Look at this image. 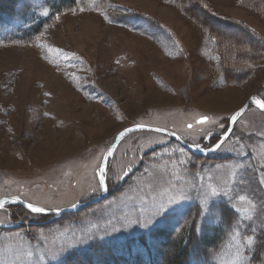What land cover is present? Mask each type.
Returning a JSON list of instances; mask_svg holds the SVG:
<instances>
[{
  "label": "rangeland",
  "instance_id": "obj_1",
  "mask_svg": "<svg viewBox=\"0 0 264 264\" xmlns=\"http://www.w3.org/2000/svg\"><path fill=\"white\" fill-rule=\"evenodd\" d=\"M208 1L264 41V20L239 0ZM24 45H0V199L47 210L100 195V163L123 129L154 126L210 147L248 98L264 101V60L245 64L249 75L237 84L226 83L207 34L158 0H104L99 9L62 15ZM204 116L216 124H197ZM208 128L213 138L204 136ZM105 179L106 198L61 223L30 226L38 219L0 209V264H55L92 240L172 227L188 208L201 211L194 220L204 235L216 225L217 235L227 230L214 264H247V239L257 246L264 233V112L248 107L209 158L159 134H132L114 151ZM210 184L220 194L205 204ZM181 189L184 199L153 215L160 193Z\"/></svg>",
  "mask_w": 264,
  "mask_h": 264
},
{
  "label": "trees",
  "instance_id": "obj_2",
  "mask_svg": "<svg viewBox=\"0 0 264 264\" xmlns=\"http://www.w3.org/2000/svg\"><path fill=\"white\" fill-rule=\"evenodd\" d=\"M158 1L173 8L207 34L215 61L223 65L222 78L226 83L237 84L249 75L248 72H241L245 64L264 60V41L259 34H255V31L241 21L219 15L208 0ZM103 2L104 0H6L4 3L0 1V45L31 44L62 15L93 11L101 8ZM238 2L264 20V0ZM222 29L232 30L231 36L224 35ZM244 39L251 41L244 43ZM234 69L240 76L234 73ZM3 209L7 213L17 209L37 218L38 221L30 225L35 227L61 223L77 213L63 214L57 219H52L48 215L31 214L19 205H10ZM200 212L198 208H188L183 214V219L177 214L172 217L174 222L176 221L172 227L163 224L147 233L128 236L120 241H89L82 251L71 253L55 264H214L213 253L223 247L222 244L227 239V230L224 229L217 235L216 233L221 231V225L220 227L216 225L207 229L210 236L204 235L205 227L202 230L198 229L195 221L201 215ZM258 238L264 240V233L257 235L255 240L257 246L253 245L251 248L249 246L248 253L245 254L247 256L250 254L247 264H264L263 259L258 260ZM198 242L201 243L200 249H194Z\"/></svg>",
  "mask_w": 264,
  "mask_h": 264
},
{
  "label": "snow or ice",
  "instance_id": "obj_3",
  "mask_svg": "<svg viewBox=\"0 0 264 264\" xmlns=\"http://www.w3.org/2000/svg\"><path fill=\"white\" fill-rule=\"evenodd\" d=\"M105 20L108 21V18L105 16ZM49 51H53V49H49ZM251 103L253 105H255L258 109L264 111V101H262L261 99H257L256 97H252L251 98ZM247 106L242 107L240 110H238L235 114H233L231 116V121L232 122H236L237 118L239 116L242 115V113L244 111H246ZM211 123L213 125L216 124L215 120H210L209 117L204 116V117H200L196 123L200 124V125H204L206 123ZM193 127L192 124H188V128L191 129ZM132 131V129H125L123 132L119 133V137H117V139L119 138H123L126 134V132ZM157 132L162 131L161 129H156ZM213 135H215V133L213 132V130L211 128H208L206 131H204V136L208 139H210ZM229 136L227 134H222L218 140L208 149H200L201 151H217L219 150L224 144L225 142L228 140ZM197 148H199L200 146L197 144L196 145ZM113 155V150L111 148H109L108 152H107V156H112ZM107 156L105 157V159L107 158ZM179 163L184 164L185 161L184 160H180ZM131 169L129 168L128 170H126L124 172V176H126L128 174V171H130ZM98 176H99V186L101 189L106 190V183H105V165L101 164L99 166V172H98ZM117 179H123V176H117ZM261 183H264V180L261 181ZM208 189L207 191L204 192V197H205V204L207 203L208 198L210 197H214L219 195V191L217 189V187L212 186L211 184L208 185ZM184 193L183 190H179V191H175V192H170L169 190H165L164 192L160 193V202L155 206V211L153 212V215H163L166 211H167V206L173 204L174 202H177L179 200L184 199ZM165 199L167 202V205L165 204ZM239 201L244 202L246 200V197L244 195H240L238 197ZM15 202V201H13ZM5 206V202H0V209H3ZM25 207L28 209V211L31 214H43L47 211L46 208L41 207V206H36L33 203L29 202L25 204ZM72 207H76L75 204L72 205ZM55 211H59V209H55ZM249 219H251V216L248 217ZM139 222V221H138ZM149 223H151V220H149ZM140 226L144 227L146 226L144 223L140 222ZM248 246H251L253 244V240L251 238H248L246 241Z\"/></svg>",
  "mask_w": 264,
  "mask_h": 264
},
{
  "label": "water",
  "instance_id": "obj_4",
  "mask_svg": "<svg viewBox=\"0 0 264 264\" xmlns=\"http://www.w3.org/2000/svg\"><path fill=\"white\" fill-rule=\"evenodd\" d=\"M253 106L254 108L258 109L255 105H253L251 103V98H248L244 104L242 105V107H245L247 106V108L249 106ZM241 107V108H242ZM241 108H239L238 110H240ZM237 110V111H238ZM260 110V109H258ZM236 111V112H237ZM262 111V110H260ZM235 112V113H236ZM245 112V111H244ZM243 112V113H244ZM234 113V114H235ZM242 113V114H243ZM240 117V116H239ZM239 117L237 118V120L239 119ZM236 122H230L229 124V127L228 129L226 130V132L224 134H227L228 136L230 135L234 125H235ZM125 129H132V131H129V132H126L125 136L123 138H119L117 139V137H119V134L117 135L114 143L109 147L113 150V153L115 151V149L117 148L118 144L127 136H129L130 134H133V133H136V132H141V131H146V132H152V133H158V134H162V135H165L167 137H169L170 139L174 140L175 142L179 143L186 151H188L189 153H191L192 155H200V156H203V155H209L215 151H208V150H205V151H201L200 149H204L202 147V145H199L200 147L197 148L196 146L194 145H189V144H186L185 142H183L175 133L173 132H170L168 130H165V129H162V128H157V127H151V126H145V125H140V124H137V125H133V126H130V127H127ZM125 129H123L121 132H123ZM156 129H161L162 131H159L157 132ZM109 150V149H108ZM108 152V151H107ZM107 152L106 154H104L103 158H102V161H101V164H104L105 165V170H106V167H107V164H108V160L111 156H107ZM107 156V158L105 159V157ZM100 164V165H101ZM99 172V171H98ZM98 182H99V176H98ZM106 197V190L104 189H101L100 188V196L97 197V198H94L90 201H87V202H84V203H78L76 204V207H67L65 209H59V211H55V210H51V211H46L45 215H51V216H55V215H62V214H67V213H73V212H76V211H79L81 209H83L84 207H87V206H90L92 204H96L98 202H100L101 200H103L104 198ZM15 201V202H13ZM0 202H5V206L6 205H11V204H15V205H20L22 206L25 210L28 211V209L25 207V202H23L22 200H20L19 198L17 197H9V198H2L0 199Z\"/></svg>",
  "mask_w": 264,
  "mask_h": 264
},
{
  "label": "bare ground",
  "instance_id": "obj_5",
  "mask_svg": "<svg viewBox=\"0 0 264 264\" xmlns=\"http://www.w3.org/2000/svg\"><path fill=\"white\" fill-rule=\"evenodd\" d=\"M127 138V137H126Z\"/></svg>",
  "mask_w": 264,
  "mask_h": 264
}]
</instances>
